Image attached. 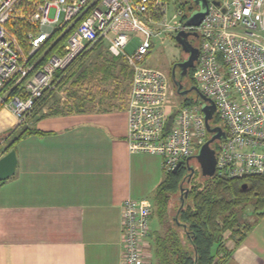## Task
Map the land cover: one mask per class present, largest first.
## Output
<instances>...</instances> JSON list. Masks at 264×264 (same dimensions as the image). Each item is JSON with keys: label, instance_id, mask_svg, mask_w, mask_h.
Listing matches in <instances>:
<instances>
[{"label": "built area", "instance_id": "1", "mask_svg": "<svg viewBox=\"0 0 264 264\" xmlns=\"http://www.w3.org/2000/svg\"><path fill=\"white\" fill-rule=\"evenodd\" d=\"M216 1L218 5L208 0L197 26H183L180 9L169 22H161L169 31L194 32L199 41L189 68L193 86L207 104L215 105L208 122L218 118L224 125V136L210 142L214 173L264 175V0ZM165 8L164 0H0V106H7L20 123L35 100L54 87L57 71L104 43L107 53L123 57L131 69L125 102L128 151L161 155L164 172L173 171L178 162L195 161L215 133L207 129L204 100L198 94L195 102L180 103L168 74L143 64L153 47V17ZM17 20L37 27L27 32V48L7 28ZM131 33H138L139 40L129 54L124 49ZM152 214L148 198L122 201L121 264H152L146 246Z\"/></svg>", "mask_w": 264, "mask_h": 264}, {"label": "crops", "instance_id": "2", "mask_svg": "<svg viewBox=\"0 0 264 264\" xmlns=\"http://www.w3.org/2000/svg\"><path fill=\"white\" fill-rule=\"evenodd\" d=\"M17 124L0 106V135ZM27 124L43 134L16 143L15 172L0 181V264H121L122 201L153 198L162 156L128 151L125 105ZM246 218L250 230L226 242L222 264H264V215Z\"/></svg>", "mask_w": 264, "mask_h": 264}, {"label": "trees", "instance_id": "3", "mask_svg": "<svg viewBox=\"0 0 264 264\" xmlns=\"http://www.w3.org/2000/svg\"><path fill=\"white\" fill-rule=\"evenodd\" d=\"M7 28L27 48V32L35 31L37 27L17 20L9 21ZM65 37L60 38L59 42ZM99 47L97 43L78 55L64 70L56 72L54 87L35 100L23 121L0 135L2 150L14 149L18 141L29 135L43 134L27 124L30 118L110 111L125 105L120 96L128 84L130 87L131 69L121 56H101V61L96 59L92 64H87L90 53ZM49 52H53V49ZM93 80L115 83L111 90H107L92 85ZM186 80L193 86L192 69ZM64 87L66 98L60 106L56 94ZM196 97L184 95L182 104L193 103ZM46 106L47 109L43 111ZM213 124H221L224 128L218 118ZM188 165L187 161L177 171L165 172L154 190L151 218L156 216L159 228L151 229L150 225L149 239L155 264H222L232 252L226 242L231 239L234 246L240 244L252 226L245 213L248 205L251 204L253 215H264V175L220 177L215 173L203 175L196 171L195 179L183 189L180 203L170 211V199L180 189L179 183ZM196 176L201 179L197 180Z\"/></svg>", "mask_w": 264, "mask_h": 264}, {"label": "rangeland", "instance_id": "4", "mask_svg": "<svg viewBox=\"0 0 264 264\" xmlns=\"http://www.w3.org/2000/svg\"><path fill=\"white\" fill-rule=\"evenodd\" d=\"M166 3V8L163 14L158 15V16H154L153 19H155L154 22L151 23V28L153 30L154 33V37H153V47L150 51V53L145 57L143 64H146L148 66L151 67H156L159 68L160 70H162L163 72H165L166 74H168L169 76V84L172 87L173 91H175L176 97L178 98V101L181 103L183 102V96L184 95H188L190 98H195L198 93L196 90H190L187 91L185 94H179L178 90H177V84L175 83L174 79L171 77V71H172V67L174 66V68H176L175 72L176 74L179 73L180 71V75H181V79H182V72H184V68H185V64L189 58V53L186 51V46H185V40H184V35H183V31H181V29L179 30H173V31H169L166 26H164V24L161 22V20L166 19V21L169 22L170 17L172 16V14L177 10L180 9L182 11V15L181 18H183V20H185L193 10H197L199 9V5L195 4V0H164ZM191 8V9H190ZM54 14V9L51 8L48 12L49 17H51ZM167 22V23H168ZM190 34L187 37V40L189 42V44L195 48L196 50H198V45H199V41L196 38L194 32L188 31ZM179 37L180 39L176 38ZM138 40H139V34L138 33H131L130 35V39H129V43L126 45L125 47V52L126 53H133L136 49V46L138 44ZM100 47L97 48L94 53H90L89 58L87 59V64L90 63L92 64L96 59H99L101 61V56L107 57V56H111L109 53H107L106 51V47L104 43H99ZM195 62V59L193 61V64ZM191 69L187 70L186 76L187 74L190 73ZM186 76L182 79L183 80V89H187L189 87H191V84L187 82L186 80ZM115 81L113 82H99L98 80H93L92 81V85H99L102 89H107V90H111L112 87L114 86ZM127 87V86H126ZM128 91H129V84L127 89L121 94L120 98L122 97V100L126 102L127 99V95H128ZM65 87L62 88L61 90H59L56 94V100L59 99V103L60 106L62 105L63 101L65 100ZM54 100V99H53ZM47 109V106H46ZM45 109V110H46ZM216 112V109H211L208 108L207 110V117L208 120H211V118H214V114ZM13 129V128H12ZM211 130V131H210ZM208 131L209 134H211L213 131L215 133H217L216 135V139H221L224 136V131H223V127L221 126V124L219 125H215L212 122H208ZM223 133V136L218 137L219 134ZM7 142V141H6ZM209 147L212 150L208 152V153H204L201 158L196 159L195 157V161L191 160L189 162L188 167L185 169L184 171V176L182 177L179 185H180V189L172 195V198L170 199V204H169V208L170 211H173V209H175L177 207V205L180 203L181 199H182V194H183V189L187 188L188 185H190V183L192 182V180H194V175H196V171L200 172V167H199V163L201 165H204L205 162H207V159L209 158V156L211 155L212 159H215V151L214 148L211 146V144H209ZM4 149V147L2 148ZM5 150H2V152H4ZM197 178V176H196ZM201 179L200 177L197 178V180ZM152 203L153 200L151 197H148ZM252 206L251 204L248 205V207L246 208V217L251 213V209ZM151 228L152 229H157L159 228L158 226V222H157V218L154 215L153 218H151V222H150ZM148 243H146V246L149 249V256H150V261L152 264H155L154 261V256H153V252H152V245H151V241L150 239L147 240Z\"/></svg>", "mask_w": 264, "mask_h": 264}, {"label": "water", "instance_id": "5", "mask_svg": "<svg viewBox=\"0 0 264 264\" xmlns=\"http://www.w3.org/2000/svg\"><path fill=\"white\" fill-rule=\"evenodd\" d=\"M213 2L215 4H219L218 1L213 0ZM195 4L199 5V9L197 10H193L191 12V14L184 20L183 22V26H197L200 21L202 20L203 16L206 14L207 12V8H208V0H195ZM183 31V35H184V40H185V46H186V51L190 54L189 58L185 64V68H184V72H182V76L186 75L187 70L193 66V61L194 59L196 60L197 58V53L198 51L193 48L188 40L187 37L190 34L188 31L185 30H181ZM177 39H180L179 37L176 36ZM171 77L174 79L175 83L177 84V90L178 93L181 94H185L187 91L190 90H196L198 93V90L195 86H191L187 89H183V85L182 83L175 78L174 75V66L172 67V71H171ZM200 95V97L202 98V100H204L202 102L201 108L202 111L204 112V116L206 119V123H207V129H208V117L206 115L208 108L214 109L215 105L210 102L209 104H207L205 101L207 100L206 97H204L203 95H201L200 93H198ZM211 131V130H210ZM217 133H214L210 139H208L199 149L198 153L196 154V159L198 161L199 158H201V156L204 153H208L212 150L209 147L210 142H212L214 139H216ZM222 137L223 133L220 132L218 137ZM180 162L177 163L176 167L173 169V172L177 171L178 167L180 166ZM15 166H16V154H15V150L14 149H10L8 151H6L2 156H0V181L5 180L6 178H9L10 176H12L15 172ZM200 166V170L201 173L203 175H212L214 173V167H215V159L211 157V155L209 156V158L207 159V162H205L204 165H201L199 163Z\"/></svg>", "mask_w": 264, "mask_h": 264}, {"label": "flooded vegetation", "instance_id": "6", "mask_svg": "<svg viewBox=\"0 0 264 264\" xmlns=\"http://www.w3.org/2000/svg\"><path fill=\"white\" fill-rule=\"evenodd\" d=\"M175 70H176V68H174V75H175V78L178 79V80H180V79H181V75H180L181 73H180V71H179V73L176 74ZM184 76H185V75H184ZM182 78H183V76H182Z\"/></svg>", "mask_w": 264, "mask_h": 264}]
</instances>
